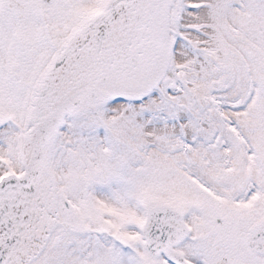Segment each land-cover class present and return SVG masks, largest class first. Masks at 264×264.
Returning <instances> with one entry per match:
<instances>
[{
    "label": "snow or ice",
    "instance_id": "1",
    "mask_svg": "<svg viewBox=\"0 0 264 264\" xmlns=\"http://www.w3.org/2000/svg\"><path fill=\"white\" fill-rule=\"evenodd\" d=\"M0 264H264V0H0Z\"/></svg>",
    "mask_w": 264,
    "mask_h": 264
}]
</instances>
